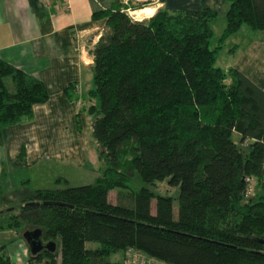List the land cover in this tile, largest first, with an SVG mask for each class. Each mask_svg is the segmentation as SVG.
<instances>
[{"label": "trees", "instance_id": "1", "mask_svg": "<svg viewBox=\"0 0 264 264\" xmlns=\"http://www.w3.org/2000/svg\"><path fill=\"white\" fill-rule=\"evenodd\" d=\"M224 1L219 45L241 27L264 32V0ZM142 7L111 0L91 16L104 20L89 49L87 92L96 101L88 111L100 174L88 185L33 191L18 215L0 211V231L39 229L42 243L58 246V259L27 251L26 264H121L129 247L167 264H264V93L238 70L214 66L219 46L208 41L217 10L128 16ZM47 100L39 80L0 61V127L30 118ZM134 175L177 188L175 218L169 196L128 188ZM251 185L262 193L246 196ZM114 189L128 191L112 204ZM3 251L0 264H12Z\"/></svg>", "mask_w": 264, "mask_h": 264}, {"label": "crops", "instance_id": "2", "mask_svg": "<svg viewBox=\"0 0 264 264\" xmlns=\"http://www.w3.org/2000/svg\"><path fill=\"white\" fill-rule=\"evenodd\" d=\"M154 1L155 9L168 12L218 10L225 6L224 0ZM110 2L0 0V61L39 80L48 94L45 103L32 106L30 118L0 127V189L3 191L7 171L37 166L38 172H45L42 163L81 165L87 160L88 142L68 129L67 119L77 111L76 95L82 92V84L89 82L92 63L89 46L96 42L103 28L104 20L91 16L107 9ZM248 30L241 27L237 32L251 35V39L256 32ZM77 32L82 40L72 38ZM246 45L233 65H241L237 70L264 93V35L249 40ZM234 48L236 45L229 53L234 54ZM3 83L8 91L12 89L9 81ZM70 85L75 86L74 92L67 96L65 90Z\"/></svg>", "mask_w": 264, "mask_h": 264}, {"label": "rangeland", "instance_id": "3", "mask_svg": "<svg viewBox=\"0 0 264 264\" xmlns=\"http://www.w3.org/2000/svg\"><path fill=\"white\" fill-rule=\"evenodd\" d=\"M122 1L126 2L128 0ZM130 1L136 2L140 6H144L139 10H142L145 7L154 9V12L157 10L155 9L154 0ZM226 7V2L225 6L218 7V10L216 11V18L212 22H210L212 35L208 41V46L210 49H213L217 45L219 46L214 66L222 71H226L229 68H234L237 70V68L241 65H233V62L236 60L238 61L240 51L244 50L249 40L264 35V32L256 31V34H254L255 36L249 39L250 37H252L251 35L245 36L241 34V32H237L236 34H234V36L227 37L219 45L217 40L221 35L222 29L224 27V14L227 9ZM139 10L136 11L139 12ZM136 11L134 13L133 11H127V14L128 16L133 17L135 19L137 16L133 14H135ZM77 36L79 37V40H82L80 33L77 32ZM235 45L236 48L234 49H236V52L234 54L229 53L230 49H232ZM91 47L92 44L91 46H89V48ZM227 63L228 65H226ZM89 75V82L87 83V85L86 82H84L81 87L82 92L80 93V95H76L77 100L75 105L77 106V111L71 118L67 119L68 129H70L78 136L85 138L88 142L89 152L86 154L87 160L84 164L81 165H77L73 162L52 165L42 163L40 165L45 168V172H38L36 170L37 166L31 168L20 167L19 170H16L14 172L7 171L5 190L3 191L2 189H0V211H4L6 213H9L11 211V213H13L14 215H18L17 207L19 201L23 200V198L25 199V197L30 195L33 191L42 189L59 190L68 187L88 185L91 184L94 179L100 174L101 164L96 155V146L90 136V125L92 121V115L90 111H88V108H94L96 106V101L93 98L88 99L87 92L93 88L91 74L89 73ZM5 80H7V82H10L9 78H5ZM231 140L236 145H239V137L237 134H231ZM90 153L93 154V157ZM24 180H27L28 183L23 184L22 182H24ZM127 186L129 189H138L140 187H145L153 194V196H169L172 202V215L174 218L176 217L177 188L169 187L166 184L165 179L159 182H154L153 184H146L143 183L138 178V176L134 175V177L131 179ZM249 188L252 189V191L249 190V195L246 196H252L254 194L262 193V190L258 189L254 185H251ZM117 191L127 192L128 189H114L109 191L107 194V200L112 204H114L115 202V194L117 193ZM150 213H154V199H152L150 202ZM25 231L26 230L24 228L19 231H0V246L4 247L3 253H6V255H8L12 264H26L25 260L28 257V253L24 242L21 241V234ZM44 243H47V241H44ZM54 246V251L52 253L56 254V259H58L59 248L55 244ZM86 246L88 248H94L97 245L95 243H87ZM119 259V253L111 254L109 256V260L111 262H118Z\"/></svg>", "mask_w": 264, "mask_h": 264}, {"label": "water", "instance_id": "4", "mask_svg": "<svg viewBox=\"0 0 264 264\" xmlns=\"http://www.w3.org/2000/svg\"><path fill=\"white\" fill-rule=\"evenodd\" d=\"M145 19V17H142L141 19L137 20H142ZM100 36L97 38L96 42L94 43L95 45L98 44L100 41ZM49 205H58L55 203H46ZM25 206H32L36 205L33 203H25ZM21 241L24 242L26 249L28 253L33 256L41 251H47L49 253H52L54 251V243L53 242H47V243H42L40 241V230L39 229H33V230H26L21 234Z\"/></svg>", "mask_w": 264, "mask_h": 264}, {"label": "built area", "instance_id": "5", "mask_svg": "<svg viewBox=\"0 0 264 264\" xmlns=\"http://www.w3.org/2000/svg\"><path fill=\"white\" fill-rule=\"evenodd\" d=\"M73 39H77V33L72 34ZM121 264H167L153 257L147 256L144 253L134 249L127 248L121 254Z\"/></svg>", "mask_w": 264, "mask_h": 264}, {"label": "bare ground", "instance_id": "6", "mask_svg": "<svg viewBox=\"0 0 264 264\" xmlns=\"http://www.w3.org/2000/svg\"><path fill=\"white\" fill-rule=\"evenodd\" d=\"M154 13V9H144V10H140L139 12L135 13L134 15H136L137 19H140L142 17L148 18L150 17L152 14Z\"/></svg>", "mask_w": 264, "mask_h": 264}]
</instances>
